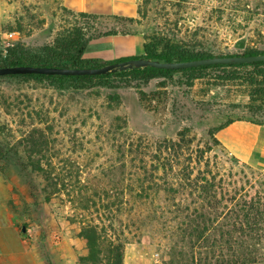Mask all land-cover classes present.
Segmentation results:
<instances>
[{"label": "rangeland", "instance_id": "1", "mask_svg": "<svg viewBox=\"0 0 264 264\" xmlns=\"http://www.w3.org/2000/svg\"><path fill=\"white\" fill-rule=\"evenodd\" d=\"M140 1L142 30L180 39L201 26L199 35L225 51L246 45L264 49V0ZM85 21L60 0H0V60L8 59L5 49L18 46L29 55L47 56L55 39ZM12 31L19 32L18 39L8 35ZM262 71L264 67H222L149 79L127 72L94 79L82 88L68 81L60 85L0 77V209L14 213L20 229L31 228L39 237L64 228L78 236L82 221L92 218L104 224V237L113 240L112 228L117 234L124 230L118 217L153 210L180 215L185 199L197 201L200 209L198 190L205 182L215 185L216 194L209 196L220 201L212 208L204 204L211 219L234 197L263 196L264 170L241 162L220 140L228 120L263 119ZM185 127L191 132L185 131L182 142L179 133ZM34 166L54 169L66 185L45 193L46 177ZM140 183L151 185L145 187L149 197ZM96 192L102 195L100 203L83 205L80 197L95 201ZM148 228L153 236L142 234L141 224L131 229L137 236L126 232L131 241L124 245V264H167L171 249L160 240L164 232ZM215 232L209 234V244L218 239ZM71 245L76 248V242Z\"/></svg>", "mask_w": 264, "mask_h": 264}, {"label": "trees", "instance_id": "2", "mask_svg": "<svg viewBox=\"0 0 264 264\" xmlns=\"http://www.w3.org/2000/svg\"><path fill=\"white\" fill-rule=\"evenodd\" d=\"M211 15L212 14L210 13L209 17H207V21L210 20L212 17ZM79 21L80 19L75 20L77 23ZM20 27L21 25L19 28ZM12 28L14 30V27ZM202 30L203 27L199 26L190 37L187 38L186 36H182L180 39H173L163 35V33L155 31L151 33L144 30L146 36V53L143 56L137 57H147L161 61H185L214 55L264 54V49L250 45L239 47L236 51H225L222 47L216 44L215 40H210L204 38L203 35H199V32ZM67 32L54 40V44L49 49L47 56L41 54L29 55L25 52L22 46H18L14 49L8 50V59H1L0 67L14 65H45L77 68L100 67L107 63L136 58L127 57L107 63L99 61L98 59H85L83 58V53L86 48L87 37L83 30V25L69 29ZM244 66L261 68L264 67V60L242 64L203 65L184 69H162L149 66L145 68H134L132 70L109 72L100 75L66 76L28 73L10 74L5 76L48 79L60 85H63L68 81L76 88H82L94 79L101 81L111 76L127 72L136 78L149 79L153 77H168L178 72ZM262 73L260 75L264 76V71H262ZM236 119L242 118L228 120L226 125ZM185 131L190 133L191 128L185 127L184 130L179 133L182 142H185ZM212 136L213 134L210 133L211 138ZM207 142L211 141L208 140ZM216 143L220 144V141L216 140ZM223 148L225 149V147ZM34 170L41 172L46 177L44 178L46 184L43 189L45 193H49V190H52L53 193H57L66 185V183L62 182L60 173L58 172V174H55L53 172L54 169L45 170L43 167L34 166ZM159 185L161 186V183ZM188 185L191 186V183H188ZM149 186L151 185L140 183V191H146V188H151ZM200 188L201 186L198 190V198L203 202L202 206H199L200 209L196 206L197 201L193 202L185 199L182 202L185 207H183V211L180 215L175 211H168L167 215H158V213L153 210L148 211L145 216L134 217L127 215L124 219L118 217L116 220L120 221V223L122 222V225L124 224V230H121L120 234H117L116 229L109 225V228H112L113 233L117 236L113 240H107L106 237H104L106 230L104 224L100 225L99 222L94 221L92 218L89 223L82 221L79 236L85 241L88 253L86 255H80L78 263L124 264V245L131 241L129 233L137 236L141 233L140 228L137 229L139 233L138 231L133 233L131 232V229L134 226L141 224V226H145L142 234L149 232L150 235L153 236L154 232L148 228L150 226H157L159 229H155L156 232H164V235L160 240H165V243L159 241V244L164 243L166 247L171 249V252L168 255V260L166 261L167 264H264V249L259 247L260 239H264V195L261 196L258 194L256 197H243V199L234 197L225 203L224 208L221 211H216V218L211 219L204 214L206 212L210 214V211H205L207 208L204 204H211L210 208H212L213 203L220 205V201L214 202L215 199L210 198L209 196L211 192H215L216 194V191H214L215 185L212 182H205L203 189ZM165 189L167 192H172L173 194L177 193L176 189ZM146 193V197H149L150 193L147 191ZM138 194L139 198L140 196H143V193ZM94 195L97 197L95 201L91 196V199L90 197H85L86 201L82 198L83 196H81L80 201L84 202L83 205L92 202L93 205L97 206L102 200V195L97 192ZM171 198L166 196L165 200H175L174 196ZM193 204H195L196 207L192 210L191 206ZM223 219L225 220L221 223ZM213 231H216L215 233H217L219 237L217 240L215 239L209 244V234ZM218 240H220V244H217ZM215 257H217L216 262L212 261Z\"/></svg>", "mask_w": 264, "mask_h": 264}, {"label": "crops", "instance_id": "3", "mask_svg": "<svg viewBox=\"0 0 264 264\" xmlns=\"http://www.w3.org/2000/svg\"><path fill=\"white\" fill-rule=\"evenodd\" d=\"M63 8L86 19L85 59L111 62L146 53V36L138 27L140 0H60ZM225 149L241 162L264 170V117L228 123L220 133ZM76 242V248L72 243ZM79 248L80 253L76 250ZM82 237L54 229L37 236L31 228L20 229L12 212L0 209V264H79L86 255Z\"/></svg>", "mask_w": 264, "mask_h": 264}, {"label": "water", "instance_id": "4", "mask_svg": "<svg viewBox=\"0 0 264 264\" xmlns=\"http://www.w3.org/2000/svg\"><path fill=\"white\" fill-rule=\"evenodd\" d=\"M264 60V54L214 55L210 57L185 61H161L147 57L130 58L123 61L107 63L100 67H57L45 65H14L0 67V76L10 74H48V75H100L109 72L132 70L134 68L156 67L162 69H184L213 64H242ZM23 231L26 228L23 227Z\"/></svg>", "mask_w": 264, "mask_h": 264}, {"label": "built area", "instance_id": "5", "mask_svg": "<svg viewBox=\"0 0 264 264\" xmlns=\"http://www.w3.org/2000/svg\"><path fill=\"white\" fill-rule=\"evenodd\" d=\"M8 35H9L10 37H12L13 39H18L19 32H18V31H12V32H10ZM4 52H5V53H4V56L6 57V56H7V53H8V50L5 49ZM156 255L159 256V253H156ZM157 261H158V259H157Z\"/></svg>", "mask_w": 264, "mask_h": 264}]
</instances>
